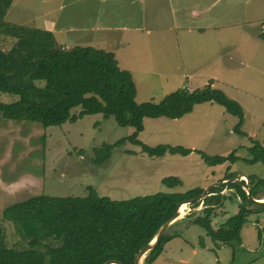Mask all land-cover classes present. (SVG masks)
<instances>
[{
    "label": "rangeland",
    "instance_id": "rangeland-1",
    "mask_svg": "<svg viewBox=\"0 0 264 264\" xmlns=\"http://www.w3.org/2000/svg\"><path fill=\"white\" fill-rule=\"evenodd\" d=\"M176 1L181 7L165 10L163 16H168V25L172 26L178 12L179 24L185 26L180 29L156 28L163 23V16L157 21L151 16L136 18L131 0H16V7L8 14L17 24L53 29L57 43L114 51L120 66L133 74L138 103L159 102L185 86L193 90L211 84L222 89L241 104V129L246 135L235 131L238 116L221 104L207 101L195 104L191 112L178 118L146 117L138 135L150 146L171 144L196 150L187 155L150 156L140 145L126 141L112 150L108 160L96 165L92 161L95 148L127 137L135 128L119 125L114 116L101 113L45 127L37 120L5 118L0 112V224L6 244H16L19 237L4 210L40 193L83 196L92 185L101 195L128 199L205 188L228 179L238 182L231 178L242 173L252 179V195L264 198V184L260 182L264 179V163L246 160L253 156L249 147L255 141L264 146V37L260 36L264 30V0ZM192 10L200 11V15H190ZM152 12L160 14V4L154 5ZM0 19L6 21L2 15ZM146 24L151 26L148 31L141 28ZM160 33H166L162 43ZM172 39L175 43L169 44ZM13 41V37L0 32L1 48H9ZM168 44L167 54L161 47ZM178 44L181 51L177 53ZM17 99L16 94L0 92V102ZM198 150L226 156L235 151L238 158L210 165ZM229 173L234 175L224 179ZM167 176L180 177L182 184L168 187L162 181ZM241 178L246 189L247 179ZM224 187L220 202L218 198L212 200L216 205L213 215H217L212 225L218 227L245 206L248 211L241 232L242 247L221 246L206 235L203 227L186 223L204 214L205 205L198 200L194 208L191 203L181 204V215L191 218L169 226L166 235L171 234V238L163 253L149 264H264V206L248 200L237 186ZM201 241L206 247H201ZM142 261L148 264L146 255Z\"/></svg>",
    "mask_w": 264,
    "mask_h": 264
},
{
    "label": "trees",
    "instance_id": "trees-1",
    "mask_svg": "<svg viewBox=\"0 0 264 264\" xmlns=\"http://www.w3.org/2000/svg\"><path fill=\"white\" fill-rule=\"evenodd\" d=\"M11 1L0 0V16ZM0 32L14 38L9 48L0 47V92L18 96L14 102H0V112L5 118L37 120L49 127L76 121L85 114L101 113L104 117L114 116L119 125L135 128L131 135L95 148L92 161L96 165L108 160L112 150L126 141L140 145L150 156L187 155L196 150L171 144L150 146L138 135L144 129V118H178L202 102H216L238 116L235 131L246 135L241 129L244 120L241 104L211 84L193 90L180 87L159 102L138 103L132 73L119 65L113 51L82 45L64 47L48 29L2 19ZM260 36L264 37V30ZM76 108L78 110L74 111ZM249 151L253 156L246 159L248 162L264 163V146L260 142L255 141ZM198 152L210 165L234 162L238 158L235 151L227 156ZM232 175L229 173L224 179ZM162 181L171 188L182 184L177 176H167ZM250 181L252 183V179ZM260 182L264 184V179ZM244 185L242 180L228 181L225 186H237L249 200ZM223 188L224 185L210 188L211 195L203 201L205 216H199L195 222L205 227L213 238L228 241L239 238L248 209L243 205L239 207L227 222L229 230H213L209 216L215 214L216 205L212 200L221 196ZM87 189L88 193L83 196L40 193L7 207L4 216L13 223L19 239L16 244H6L4 227L0 224V264H104L112 259L136 264V252L155 237L160 226L175 214L178 205L200 195L204 188L161 191L128 199L101 195L92 185ZM170 238L165 233L159 244L146 254L148 264L157 258L163 243Z\"/></svg>",
    "mask_w": 264,
    "mask_h": 264
},
{
    "label": "crops",
    "instance_id": "crops-1",
    "mask_svg": "<svg viewBox=\"0 0 264 264\" xmlns=\"http://www.w3.org/2000/svg\"><path fill=\"white\" fill-rule=\"evenodd\" d=\"M128 1H130V0H128ZM144 1V3H141L140 2V0H131V4H130V7H133V9H134V11H136V18L137 17H148V16H151V17H154L155 19H156V21H157V19L159 18V17H161V16H163V15H165V14H167L166 12H165V10L168 12V11H173L174 9H177L176 7H181V2L180 3H178V1H176V0H143ZM138 4H142V9H138ZM158 4H160V8H161V13L160 14H156V15H154L153 14V12H152V7L155 5H158ZM180 5V6H179ZM16 7V0H12L11 2H10V4L7 6V9L6 10H4V12H3V14H2V16L6 19V21L7 22H11V23H15V24H17L16 23V21L15 20H12V18H11V16L8 14V11L9 10H13L14 8ZM190 15H192V16H194V17H197V16H199L200 15V11H198V10H192V13L190 14ZM175 19H174V22H173V24H172V26H170V25H168L169 23H171V21H167L168 20V16H163V19H164V21H163V23H160V24H158V26L156 27V28H158V29H167V28H174V29H180L181 27H185V26H181V24H179V15H178V12L175 14ZM180 22H181V20H180ZM20 25H23V24H20ZM24 25H28L29 27H36V26H33V23L31 24V25H29V24H24ZM166 25H168V26H166ZM123 27H122V29H125L126 28V26H124V25H122ZM151 26L149 25V24H146V26H143V27H141V28H144V29H146V31H148V29L150 28ZM37 28H40V27H37ZM40 29H44V28H40ZM188 30H192L193 28H187ZM48 30H50V31H52L53 32V34H54V30L53 29H48ZM151 32V31H150ZM165 34L166 33H160V37H159V40H160V42L162 43L164 40H165ZM55 36V35H54ZM10 37V36H9ZM176 40H178V36L176 35ZM175 43V40L174 39H172L170 42H169V44L170 43ZM60 45H62V46H64V47H70L69 45H67V44H63V43H59ZM169 44L168 45H166V47H161V50H164V48L167 50V54H168V52H169ZM12 45V44H11ZM73 46H75V45H73ZM97 48V47H96ZM3 49V48H2ZM5 49V48H4ZM180 52L181 51V48L179 47V44H178V49L176 48V52L178 53V51ZM109 51H112V50H109ZM114 52V51H113ZM114 54H115V52H114ZM116 56V55H115ZM117 58V57H116ZM118 62H119V60H118ZM119 65H120V63H119ZM122 67V66H121ZM123 68V67H122ZM130 71V70H129ZM132 73V72H131ZM132 76H133V74H132ZM185 87H187V86H185ZM137 88V87H136ZM188 88V87H187ZM226 189V188H225ZM227 189H228V187H227ZM223 192V191H222ZM223 193H225V192H223ZM162 255V254H161ZM168 259H169V257H168Z\"/></svg>",
    "mask_w": 264,
    "mask_h": 264
},
{
    "label": "water",
    "instance_id": "water-1",
    "mask_svg": "<svg viewBox=\"0 0 264 264\" xmlns=\"http://www.w3.org/2000/svg\"><path fill=\"white\" fill-rule=\"evenodd\" d=\"M242 176H245L246 179H247V188H246V191H247V195L249 197V199H251V201H253L255 204L259 205V206H264V198L263 199H260V198H255L252 193H251V184H250V177L245 175V174H242V173H238L236 176H233L231 179H235L237 181H241L242 180ZM230 181L229 179L228 180H225V181H220V182H214V183H211L209 184L208 186H206L202 193L198 196H196L195 198H192V199H188V200H185L183 202H181L178 207H177V210L175 212V214L173 216H171L168 220H166L159 228L157 234L155 235V237L150 241L148 242L146 245L142 246L135 254V263L136 264H143V261L142 259L144 258V256L150 251L152 250L156 245L159 244L160 242V239L162 238V236L166 233L169 225L180 215L182 209H181V204L182 203H192L194 200L198 201L200 200L201 201V204L203 203V199L209 195V190L210 188H212L213 186H221V185H226L227 182ZM201 207V206H199ZM185 212V211H184ZM104 264H123L121 261L117 260V259H112V260H109L107 262H105Z\"/></svg>",
    "mask_w": 264,
    "mask_h": 264
},
{
    "label": "flooded vegetation",
    "instance_id": "flooded-vegetation-1",
    "mask_svg": "<svg viewBox=\"0 0 264 264\" xmlns=\"http://www.w3.org/2000/svg\"><path fill=\"white\" fill-rule=\"evenodd\" d=\"M196 206H198V205H195V204H193V203H191V207L192 208H194V207H196ZM191 212H189V213H187V214H190ZM204 217L205 215H195V217L193 218V220L192 221H190L189 219L191 218V216H189V215H180V217H177L170 225H172V224H174L176 221H178L179 219H186V217H189L188 218V220L190 221H186V223H193V224H196V225H199V226H201V227H203L202 225H200V224H198V223H196L195 222V220L198 218V217ZM217 215H210L209 216V219H210V225H211V228L213 229V230H218V229H224V230H229V228H228V221H229V219H230V217H232V216H230V217H227L226 218V220L225 221H223L218 227H214L213 225H212V222H213V220H214V218L216 217ZM257 222V221H256ZM219 224V223H218ZM245 224V223H244ZM169 225V226H170ZM169 228V227H168ZM204 229H205V231H206V235L207 236H209L211 239H212V241H214V242H216V243H220L221 244V246H227V247H229V248H233V249H236V248H238V249H240L241 247H242V245H243V238H242V235H241V232H242V228L240 229V232H239V238L237 239V238H234V239H232V240H228V241H223V240H219V239H215V238H213L209 233H208V231H207V229L205 228V227H203ZM170 236H172L171 234H169ZM261 236H263V234H261V235H259V237L258 238H260L261 239ZM166 242H168V241H165L164 243H163V250H162V253H163V251H164V245H165V243ZM206 247V244H205V242H203V241H201V247ZM195 247V246H194ZM167 259H168V257H167Z\"/></svg>",
    "mask_w": 264,
    "mask_h": 264
},
{
    "label": "bare ground",
    "instance_id": "bare-ground-1",
    "mask_svg": "<svg viewBox=\"0 0 264 264\" xmlns=\"http://www.w3.org/2000/svg\"><path fill=\"white\" fill-rule=\"evenodd\" d=\"M180 215H181V213H180ZM180 215H179V216H180ZM179 216H178V217H179Z\"/></svg>",
    "mask_w": 264,
    "mask_h": 264
},
{
    "label": "built area",
    "instance_id": "built-area-1",
    "mask_svg": "<svg viewBox=\"0 0 264 264\" xmlns=\"http://www.w3.org/2000/svg\"><path fill=\"white\" fill-rule=\"evenodd\" d=\"M186 212V211H185Z\"/></svg>",
    "mask_w": 264,
    "mask_h": 264
}]
</instances>
